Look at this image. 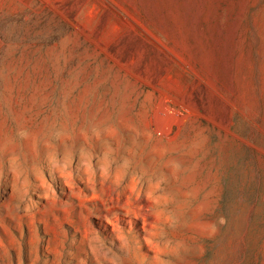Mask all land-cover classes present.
<instances>
[{
  "label": "rangeland",
  "instance_id": "374dc122",
  "mask_svg": "<svg viewBox=\"0 0 264 264\" xmlns=\"http://www.w3.org/2000/svg\"><path fill=\"white\" fill-rule=\"evenodd\" d=\"M0 264H264V0H0Z\"/></svg>",
  "mask_w": 264,
  "mask_h": 264
}]
</instances>
